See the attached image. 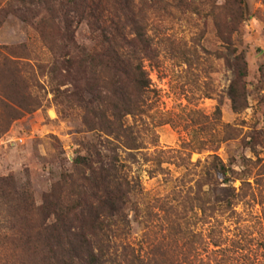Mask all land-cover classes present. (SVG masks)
<instances>
[{
	"label": "rangeland",
	"instance_id": "rangeland-1",
	"mask_svg": "<svg viewBox=\"0 0 264 264\" xmlns=\"http://www.w3.org/2000/svg\"><path fill=\"white\" fill-rule=\"evenodd\" d=\"M92 1L100 17H90L87 0H0V63L11 49L29 66L16 85L26 86L41 105L9 125L0 106V130L6 128L0 135V178H12L18 193L29 195L35 207L53 201L66 218L97 212L95 226H105L102 233L109 241L108 264H125L127 249L146 259L155 249L185 251L182 234L174 235L170 225L183 216L185 191L191 187L194 193L216 157L246 179L253 198L235 208L238 215L222 220L223 253H212L210 227L191 213L185 214L187 226L178 220L198 242L195 256L185 264H214L221 257L226 264H264V0ZM112 28L128 38L133 28L145 33L150 53L143 66L151 91L142 97L145 114L125 119L144 149L135 162L118 150L133 193L105 217L90 191L85 192V168L75 169L73 160L90 155L98 167L110 158L106 136L85 112L90 75L82 54L103 43L99 31ZM233 48L246 62L245 108L238 113L228 97L233 73L226 61H232ZM52 61L57 63L50 73ZM9 86L14 85L0 75V89L15 88ZM224 125L231 128L228 133ZM220 138L232 139L221 143ZM154 154L164 162V171L152 177ZM217 180L203 187L212 200L224 195ZM230 186L238 188L239 181ZM1 201L0 193V264H9L12 246L3 238L11 236L10 224ZM69 226L71 233L90 232L76 220ZM20 254L21 260L30 259Z\"/></svg>",
	"mask_w": 264,
	"mask_h": 264
},
{
	"label": "trees",
	"instance_id": "trees-1",
	"mask_svg": "<svg viewBox=\"0 0 264 264\" xmlns=\"http://www.w3.org/2000/svg\"><path fill=\"white\" fill-rule=\"evenodd\" d=\"M87 2L88 11L93 12L90 17H100L96 9L98 4L92 0ZM131 32L132 38H128L118 28L106 32L99 31L103 43L97 48H85L82 54L85 58V72L90 75L89 80L85 82L88 87L86 93L90 97L85 112L90 118V124L106 136L110 158L107 164L98 167L94 166L90 155L79 156L73 161L75 169L85 168V175L82 173L85 179V192L90 191L89 198L91 197L92 202L97 204L98 210H103L105 217L109 215L108 213L112 216L111 213L115 208L122 206L133 193V185L125 174L127 168L125 160L121 158L118 150L135 162L139 151L144 149L143 144L134 134L133 127L126 125L125 119L137 118L147 111L142 97L151 91V83L143 62L150 49L145 33L140 28H133ZM49 50L56 55L52 47ZM7 51L6 57L1 59L0 75L7 76L9 83H13L15 88L9 86L14 88L9 91L0 89V106L6 110L9 125L19 119L22 113L33 112L41 105L38 100L31 99L25 89L26 86L20 89L16 85V81H21L23 72L25 73L29 66L22 64L11 49ZM232 54V61H226L233 73V79L228 86V97L232 111L238 113L245 108L243 79L246 76V62L244 55L237 53L236 49H232ZM56 63L52 61L50 73H53ZM215 115L220 116L219 109H216ZM5 129L4 127V130H0V135ZM223 130L228 133L231 128L224 125ZM230 139L232 138H220V142ZM154 156V168L149 170V175L152 177L157 172L164 171L161 168L164 162L157 155ZM149 161L145 155L144 162ZM209 166L210 170L203 172L200 180L196 182L194 193L191 192V187L185 191L181 198L183 216L180 219L174 218L170 225L175 230L174 235L182 234L183 245L187 247L185 251L179 253L174 250L164 252L155 249L146 259L138 253L135 254L133 249H127L129 252L125 249L127 257L125 264H185L189 257L195 256L197 246L194 244L198 243L197 239L194 243L192 239L195 236L186 228H180L181 225L178 224V220H185L184 224L187 226L186 213H191L202 225L210 227L207 239L215 249L212 253L224 252V240L221 238L220 228L222 220L238 215L235 208L239 205H249L253 194L251 185L246 179L216 157H212ZM214 178L218 179L217 185L224 186V195L222 198L215 196L216 198L212 200L210 190H204L203 187L208 186V182ZM235 181H239L238 188L230 186ZM71 182L74 186L73 180ZM0 193L4 207L2 211L10 224L8 233L11 236L8 238L6 234L7 238L6 236L3 238L5 243H10L12 246L9 264H29L30 260L35 261L30 264H108L110 254L106 245L109 241L105 233H102L105 226H95L97 212L88 210L85 218L83 216L77 218L76 214H73L75 219H71L66 218L67 212H64L66 215L62 213L59 205L47 199L43 204L35 207L29 195L18 193L12 178H0ZM173 208H170L171 212L174 211ZM70 213L72 214V210H69L68 214ZM51 218H54L55 222L50 223ZM75 220L80 222L81 229L85 231L86 227L90 232L87 231V235L84 232L71 233L69 225ZM20 252H24L30 259L27 262L24 258L21 260L23 254ZM226 262L221 257L217 261L214 259L213 263L226 264Z\"/></svg>",
	"mask_w": 264,
	"mask_h": 264
}]
</instances>
